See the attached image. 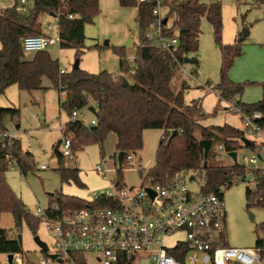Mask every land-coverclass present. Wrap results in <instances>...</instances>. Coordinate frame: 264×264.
Masks as SVG:
<instances>
[{"label": "trees", "instance_id": "obj_1", "mask_svg": "<svg viewBox=\"0 0 264 264\" xmlns=\"http://www.w3.org/2000/svg\"><path fill=\"white\" fill-rule=\"evenodd\" d=\"M30 1L28 11L21 7L20 0H16L14 7L0 13V95L13 85L28 92L41 90L44 89L43 80L48 79L60 94L64 93V102H61L60 108L70 117L75 111H88L90 107H94L97 112L94 116L97 123L95 126H87L78 120H71L65 126V136L71 140L73 154L80 153L91 144L103 146L108 135L115 134L117 152H123L126 159L128 153L137 154L142 151L145 130L158 128L164 131V135L156 150V165L149 170L147 177L160 180L181 169L194 170L203 180L204 192L209 193L222 186H226V189L232 187L230 183L235 176L244 175L245 169L238 164L216 165L213 149L205 158L200 146V141L211 140L213 147L223 145L227 152H236L247 147L241 142L243 130L231 126L208 128L202 125L203 115L198 114V103H185L184 92L190 89L185 80L178 94L170 90L179 64H185L186 58H189L190 63L197 67L199 65L198 59L191 56L198 52L201 21L206 17L214 29L215 41L223 59L220 81L213 89L220 102L242 97L244 86L234 83L229 73L235 60L243 55L241 46L244 37L241 36L232 46L222 44V7L219 3L204 5L200 0H189L168 5L164 2L162 10L166 7L168 10L162 19V36L179 39L178 47L169 53L156 48L155 41L147 38L146 31L157 22V17L153 14L155 2L120 0L123 8H138L136 22L140 37L135 56L138 70L127 78L124 74L130 71V65L127 51L123 47L114 48V53L120 60L119 75L106 71L91 74L74 67L61 75L59 60L54 59L48 51L27 56L22 48L25 37L49 36L42 33V25L38 22L40 16L57 18L61 49H76L78 54H83L85 26L93 24L100 14L99 0H65L64 3L61 0ZM256 2L264 4V0ZM70 15L74 18L71 19ZM164 20H167L166 24L163 23ZM170 20H173L172 26H169ZM176 79L180 80L179 75ZM261 87L263 100L254 104L238 100L236 106L246 112L264 113V82ZM19 114L16 109L0 108V136L6 122L13 121ZM8 155L16 161L23 174L31 168L32 162V154L23 150L19 140L9 149L0 137V217L11 214L16 227L26 223L36 232L42 218L35 217L27 210L22 199L6 181L5 166L12 162ZM57 157L62 181H72L82 186L80 171L67 168L59 151ZM250 197L251 191L247 190V201ZM255 200L256 205L264 210V179L260 180ZM55 204L65 210L87 207L86 201L61 193L53 196L52 205ZM247 206L250 207L249 203ZM262 230L264 232V224ZM17 239L11 237L6 229L0 228V254L13 255V258L22 254L21 244ZM262 241L263 239H258L257 245Z\"/></svg>", "mask_w": 264, "mask_h": 264}, {"label": "rangeland", "instance_id": "obj_2", "mask_svg": "<svg viewBox=\"0 0 264 264\" xmlns=\"http://www.w3.org/2000/svg\"><path fill=\"white\" fill-rule=\"evenodd\" d=\"M186 1L189 0H165L168 5L173 2L178 4ZM29 2L31 3L30 0ZM200 2L204 5L213 3L221 5L223 45L232 46L241 36L244 37L241 46L243 55L235 60L229 73L234 83L244 86V91L240 99L235 98L233 101L236 103L240 100L245 104H254L263 100L261 84L264 82V4L256 0H200ZM29 4L26 6V11H28ZM167 10V7L162 10L163 16ZM47 22L54 26L53 32L50 33L55 36L57 28L55 19L48 17L47 21L41 22L43 31L47 28ZM172 22L173 20L169 21V26H172ZM90 25L92 27L90 29H95L98 33L99 30H104V27L99 25V21ZM134 25L131 29L138 40L139 26L136 22ZM152 31L153 28H148L146 34ZM132 40L133 38L129 39L128 47H123L128 56L137 55ZM106 42H108V47ZM84 47L83 54H78L76 49H61L59 45L49 48L48 52L54 59L59 60L61 70L66 72L71 71L76 61L79 60L80 69L88 73L98 74L106 71L114 75L121 74L118 73L120 69L114 53L116 45L111 35L105 39L99 36L93 40V36L85 34ZM28 55L33 56V54ZM191 57L198 59V67L193 63L184 64V74L180 75L177 72L174 74V77L179 75L180 80L173 79L170 90L178 94L185 80L186 85L190 86V89L184 92L185 103L190 105L196 102L200 107L202 103L204 113L201 108L198 113L200 116L203 115L202 125L208 128L231 126L242 129L240 118L228 108L229 102H220L213 89L220 81L223 59L221 50L215 41L214 29L206 17L201 21L198 52L192 54ZM43 87L44 89L28 92L13 85L0 95V108L19 110L20 114L13 119L18 126L16 136L23 150L32 154L31 168L25 174L21 172L17 163L8 162L5 166V178L8 185L22 199L27 210L31 213L33 208L45 210L50 208L53 196L57 193L88 202L95 192L99 194L107 190L112 192L111 182H121L127 187L139 188L143 184L145 173L156 165V150L164 134L163 130L158 128L145 130L142 151L137 153L129 166L122 169L117 167L114 157L117 152L115 134L108 135L103 148L99 144H91L78 154L72 153L71 157H64V164L67 168L80 171L82 186L72 181L63 182L58 172L57 157V151L62 154L63 149L58 147V142L63 138L60 131L61 126L71 121V117L60 108V103L64 102V93L60 94L48 79L44 80ZM81 113L83 123L90 126L94 116L87 110ZM212 149V154L216 156V147ZM252 151L248 147L240 148L237 151L238 163L243 165V157H250ZM214 162L221 166L232 165L227 157H215ZM41 166H46V169L41 170L39 168ZM97 166L110 170L107 178L96 171ZM196 177V181L188 184L193 192L199 191L203 184V180ZM248 181L249 178L247 181L238 182L223 190L227 212V242L232 248H253L258 239L264 238L262 230L264 210L256 205L255 188ZM247 190L251 191L249 201L246 198ZM248 203L250 207L247 206ZM0 228L6 229L15 239L21 236L23 252L15 255L12 263L9 262L7 255L0 254V264H40L44 256L40 254L41 249L35 242L36 236L48 245L49 253L56 250L57 245L44 219L39 223L36 232H33L26 223L16 227L13 216L3 214L0 217ZM182 239L183 235L178 234L166 239L165 243L171 247L176 240ZM140 264L153 263L146 260Z\"/></svg>", "mask_w": 264, "mask_h": 264}, {"label": "built area", "instance_id": "obj_3", "mask_svg": "<svg viewBox=\"0 0 264 264\" xmlns=\"http://www.w3.org/2000/svg\"><path fill=\"white\" fill-rule=\"evenodd\" d=\"M140 1L155 2L153 14L157 22L147 38L155 41L154 46L159 50L172 53L178 47L179 39L162 36V6L165 0ZM26 4L27 0H20L21 6ZM69 17L74 18L72 15ZM47 29L52 31V25H48ZM59 44V35L27 36L22 41V48L26 54H35ZM128 63L130 71L124 74L127 78L138 70L134 55L128 57ZM183 71L184 64H179L177 73L182 75ZM65 72L62 69L60 74ZM227 102L229 110L240 118L243 138L248 139L250 145L247 147L253 151L250 157H243L241 165L237 151L227 152L223 145H218L216 158L227 157L232 165L244 168V175L235 176L230 184L234 186L249 178L248 183L254 186L256 193L260 180L264 179V113L246 112L233 100ZM82 117L81 111H75L71 120L83 122ZM96 124L93 119L90 126ZM16 129L17 125L10 120L1 133L2 141L9 149L18 140ZM60 131L63 135L60 144L62 155L71 157L72 143L65 136L66 127L61 126ZM231 153L237 154L236 162ZM136 155L128 153L126 159L124 155L120 167L117 154V167L129 166ZM7 157L16 163L12 156ZM39 168L45 170L46 166ZM96 171L107 178L110 170L97 166ZM148 172L139 188L111 182L112 192H95L83 209L65 210L57 204L46 210L31 209L35 217L46 220L57 245L53 253L41 250L44 258L40 264H140L146 260L153 264H264V238L253 248H232L228 245L227 212L223 198L226 186L206 193L203 183L199 191L193 192L188 184L196 181V176L200 177L194 170L181 169L160 180L147 177ZM178 234L183 235L182 240H176L171 247L166 245V239Z\"/></svg>", "mask_w": 264, "mask_h": 264}, {"label": "crops", "instance_id": "obj_4", "mask_svg": "<svg viewBox=\"0 0 264 264\" xmlns=\"http://www.w3.org/2000/svg\"><path fill=\"white\" fill-rule=\"evenodd\" d=\"M15 4H16V0H0V13L3 12L4 10H6V9L14 7ZM28 4H29V0H27V4L26 5L21 6V7L25 8V11H26V6ZM99 7H100V14L95 19V21H99V25H102L104 27V30H101V31L99 30V33H98L97 30L90 29V28H92L91 25H86L85 26V30H84L85 34L93 36V40H95V38H97L99 36L102 39H105V38H107V36L111 35L112 40L114 41L116 47H118V48L119 47H125V48L128 47L129 46V42H128L129 39L133 38L132 42H134L133 44L136 47V45L138 43V40L134 36L133 31H132L131 28L135 26L134 24L136 22V18H137V15H138V8H123L120 5V0H99ZM40 17L42 19L41 18L39 19V21H38L39 23H41L43 21H47L48 17L54 18L55 21H56V24H57V28L55 27L56 28V35H58L59 27H58L57 18L54 17V16H50V15H42ZM47 23L48 24H46V27L48 25H52L49 22H47ZM41 25H42V23H41ZM52 27H54V26H52ZM50 32H53V30L49 31L47 28L44 31L42 30L43 34H46V35H49V36L50 35L54 36ZM200 32H201V29H200ZM200 32H199V35H198V48H199ZM106 46L108 47V45H106ZM1 47L2 46H0V49H1ZM130 55H133V54H130ZM27 56H29V55L27 54ZM116 57H117V55H116ZM117 59H118V65H119V69H120V60H119L118 57H117ZM102 72H104V71H102ZM118 73H121V71L118 72ZM44 80H43V82H44ZM200 108H201V110L204 113V109H203L202 103H201V107ZM17 128H18V126H17ZM162 138H163V136H162ZM59 142H58V147H61V146H59ZM101 147L103 148V146H101ZM117 154H118V152H116V154L114 155L115 159H116V155Z\"/></svg>", "mask_w": 264, "mask_h": 264}, {"label": "water", "instance_id": "obj_5", "mask_svg": "<svg viewBox=\"0 0 264 264\" xmlns=\"http://www.w3.org/2000/svg\"><path fill=\"white\" fill-rule=\"evenodd\" d=\"M166 22H167V20H164L163 23L166 24ZM245 35H246V33H245ZM105 44L108 45V42H106ZM190 62H191V59L186 58L185 64H188ZM79 68H80V61L77 60L76 63H75V65H74V69H79ZM88 111L90 113H92L94 116H96V114H97V112H96V110H95L94 107H90L88 109ZM175 135H176V132L173 133V136H175ZM241 140H242V142L246 146L250 145V142L247 139L242 138ZM60 144H61V141L59 142V146H60ZM200 146L204 150V156H205V158H207L208 155H209V153H210V151H211V149H212V147H213V141H211V140H202V141H200ZM124 155L125 154L123 152L118 153V164H119L120 167L123 164V157H124ZM230 155L233 157L234 161L236 162V160H237V154L236 153H231ZM205 166H206V163H205ZM17 240L22 245V238H21V236H18V239ZM35 242H36V244L38 245V247L42 251H45V252L48 251V245L45 242H43L38 236L35 237ZM52 258L55 259L56 257L55 256H52ZM8 259H9V262L12 263V261H13V255H8ZM237 264H239V263H237Z\"/></svg>", "mask_w": 264, "mask_h": 264}]
</instances>
